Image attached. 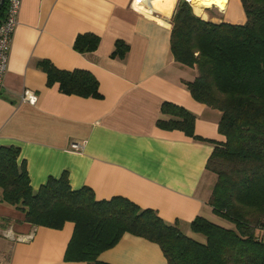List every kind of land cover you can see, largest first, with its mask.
<instances>
[{
  "label": "crops",
  "instance_id": "0c3cea01",
  "mask_svg": "<svg viewBox=\"0 0 264 264\" xmlns=\"http://www.w3.org/2000/svg\"><path fill=\"white\" fill-rule=\"evenodd\" d=\"M144 1L23 0L0 94V147L20 148L18 162L25 163L35 193L49 179L67 175L74 191L89 187L99 201L126 198L201 239L191 230L195 219L225 224L209 204L216 178L206 170L214 143L224 141L218 131L222 114L193 98L185 82L196 72L172 54L179 0H156L155 7ZM211 1L204 19L246 23L241 0ZM83 34L100 37L96 51L74 49ZM119 40L130 46L124 60L111 56ZM42 61L91 72L102 99L49 86ZM24 94L35 101L23 100ZM165 103L194 114L195 136L206 141L160 127V120L172 119L162 114ZM24 217L2 201L0 189V264H90L65 261L72 223L54 230L34 227ZM99 261L167 264L159 245L132 234Z\"/></svg>",
  "mask_w": 264,
  "mask_h": 264
},
{
  "label": "trees",
  "instance_id": "16d2710c",
  "mask_svg": "<svg viewBox=\"0 0 264 264\" xmlns=\"http://www.w3.org/2000/svg\"><path fill=\"white\" fill-rule=\"evenodd\" d=\"M245 24L215 23L197 15L187 0L177 2L172 18L171 51L177 63L196 72L186 81L193 98L221 112L218 131L206 170L216 183L209 200L224 225L199 217L191 230L201 239L169 225L154 210L142 209L126 198L99 201L89 187L72 190L67 175L49 179L35 193L20 148L0 147L2 201L20 210L34 227L74 232L65 253L67 262L105 264L99 257L114 248L125 234L160 246L167 264H264V0H241ZM8 0L0 2V24ZM215 8V7H214ZM100 37L79 35L74 49L96 51ZM130 46L117 41L112 58L124 60ZM40 68L49 86L62 93L102 99L100 83L88 71H64L49 61ZM162 114L172 117L158 125L195 136L196 117L165 103Z\"/></svg>",
  "mask_w": 264,
  "mask_h": 264
},
{
  "label": "built area",
  "instance_id": "2783aa9c",
  "mask_svg": "<svg viewBox=\"0 0 264 264\" xmlns=\"http://www.w3.org/2000/svg\"><path fill=\"white\" fill-rule=\"evenodd\" d=\"M1 1L2 0H0V2ZM187 2L190 3L189 1ZM22 3L23 0H8L6 16L0 24V94L5 86V79L10 62L12 41L19 23ZM23 100L34 102L35 98H29L27 94H24ZM74 147L77 149L79 146Z\"/></svg>",
  "mask_w": 264,
  "mask_h": 264
},
{
  "label": "bare ground",
  "instance_id": "6f19581e",
  "mask_svg": "<svg viewBox=\"0 0 264 264\" xmlns=\"http://www.w3.org/2000/svg\"><path fill=\"white\" fill-rule=\"evenodd\" d=\"M197 9L199 15H202L205 9H208L213 2L211 0H187Z\"/></svg>",
  "mask_w": 264,
  "mask_h": 264
},
{
  "label": "rangeland",
  "instance_id": "374dc122",
  "mask_svg": "<svg viewBox=\"0 0 264 264\" xmlns=\"http://www.w3.org/2000/svg\"><path fill=\"white\" fill-rule=\"evenodd\" d=\"M146 2V0L144 1V3ZM156 0H149V1H147V3H149V4H152L154 7H155V5H157L156 3ZM191 5H192V7H193V9H194V12L196 13V11H195V8H194V6H193V4L192 3H190ZM217 11V10H216ZM198 15V14H197ZM199 16H201V17H203V18H207V16H205L204 15V12H203V14L202 15H199ZM209 18V17H208ZM211 174V173H210ZM213 175V174H212ZM216 178V177H215Z\"/></svg>",
  "mask_w": 264,
  "mask_h": 264
}]
</instances>
